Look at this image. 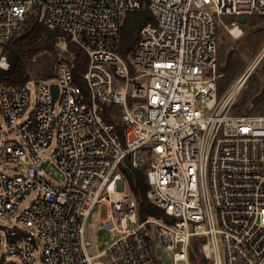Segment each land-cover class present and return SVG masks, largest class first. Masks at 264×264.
<instances>
[{
    "label": "built area",
    "instance_id": "obj_1",
    "mask_svg": "<svg viewBox=\"0 0 264 264\" xmlns=\"http://www.w3.org/2000/svg\"><path fill=\"white\" fill-rule=\"evenodd\" d=\"M147 8L155 21L126 59L124 17ZM241 15H264V0H0L1 68L3 43L36 22L88 56L87 89L72 56L51 78L28 71L0 84V264H160L152 241L171 264H192L195 237L209 264H264V115L229 113L245 74L218 98L217 29L241 36ZM48 159L66 172L63 186ZM124 166L146 167L148 196L171 221L139 219ZM95 210L108 239L89 237Z\"/></svg>",
    "mask_w": 264,
    "mask_h": 264
},
{
    "label": "rangeland",
    "instance_id": "obj_2",
    "mask_svg": "<svg viewBox=\"0 0 264 264\" xmlns=\"http://www.w3.org/2000/svg\"><path fill=\"white\" fill-rule=\"evenodd\" d=\"M224 19L228 23L232 18L225 16ZM57 45L59 58L63 56L70 57V55L66 54V45L61 40L58 41ZM255 60L257 62L253 64ZM49 61L50 58L47 54L42 52L28 61L27 70L31 75H35ZM217 71L219 73L217 80L219 99L232 90L238 78L244 74L246 75L244 82L235 95L229 113L233 115H264V15H249L247 23L243 24V34L239 37H234L223 24L218 27ZM30 86L35 89L33 83ZM2 119L0 108V122H2ZM53 146L51 144L47 147L45 153H50ZM7 165L10 167L9 173H14V168H17L19 163L12 161L8 162ZM45 168L49 178L57 185L63 186L66 183V172L54 160L48 159L45 163ZM118 189H124L122 180L118 181ZM32 197L33 195L26 198L22 202L20 209L26 207ZM102 212L104 215L105 206L102 207ZM98 220L99 215L95 210L87 223L89 237L93 239L97 233H100L106 239L110 238V233L106 229L99 228ZM151 249L160 264L172 263L173 252L164 244L152 241ZM189 251L190 256L192 255V264H199L202 258L199 237L193 238ZM206 263L209 264L208 261Z\"/></svg>",
    "mask_w": 264,
    "mask_h": 264
},
{
    "label": "trees",
    "instance_id": "obj_3",
    "mask_svg": "<svg viewBox=\"0 0 264 264\" xmlns=\"http://www.w3.org/2000/svg\"><path fill=\"white\" fill-rule=\"evenodd\" d=\"M148 21H155L153 12L148 8L126 13L120 28V53L126 59L135 50L140 39L141 28ZM63 34L58 29H52L41 22H36L21 36L3 43V51L8 56L10 67L8 69L0 67V84L5 81H26L30 77L27 70L28 61L42 52L47 54L50 61L35 75L46 79L51 78L54 75L53 67L60 57L57 44ZM67 40L66 54L74 57V79L87 89L83 73L88 66V56L77 43L72 42L69 37ZM109 119L115 121L112 117ZM119 128L122 133L120 124ZM123 169L128 174L131 190L138 201L139 219L143 221L148 216H157L171 221L172 219L166 215L164 209L148 196L150 185L146 167L133 169L130 166H124ZM201 241L202 238L199 237V243ZM206 262L207 260L202 257L199 264H207Z\"/></svg>",
    "mask_w": 264,
    "mask_h": 264
},
{
    "label": "water",
    "instance_id": "obj_4",
    "mask_svg": "<svg viewBox=\"0 0 264 264\" xmlns=\"http://www.w3.org/2000/svg\"><path fill=\"white\" fill-rule=\"evenodd\" d=\"M248 21V17L246 15H241L239 17V22H241L242 24L247 23ZM53 93H54V101L57 99L58 96V85L53 84Z\"/></svg>",
    "mask_w": 264,
    "mask_h": 264
},
{
    "label": "bare ground",
    "instance_id": "obj_5",
    "mask_svg": "<svg viewBox=\"0 0 264 264\" xmlns=\"http://www.w3.org/2000/svg\"><path fill=\"white\" fill-rule=\"evenodd\" d=\"M257 62V61H256Z\"/></svg>",
    "mask_w": 264,
    "mask_h": 264
}]
</instances>
